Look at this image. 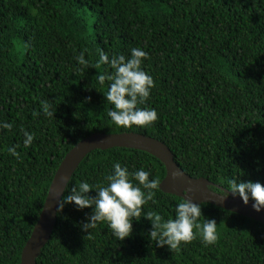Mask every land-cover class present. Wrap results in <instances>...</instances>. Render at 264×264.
<instances>
[{"label":"trees","instance_id":"16d2710c","mask_svg":"<svg viewBox=\"0 0 264 264\" xmlns=\"http://www.w3.org/2000/svg\"><path fill=\"white\" fill-rule=\"evenodd\" d=\"M133 47L147 53L141 67L154 84L144 106L157 119L118 128L103 94L113 70L95 64L101 50L127 58ZM82 50L84 66L74 59ZM0 121L12 124L0 129V264L20 263L59 165L95 133L159 140L186 174L225 190L229 179L264 185V0H0ZM24 131L34 136L26 148ZM114 162L160 182L166 174L144 151L94 150L63 195L79 181L103 183ZM181 199L157 190L123 241L106 224L82 231L91 208L66 203L36 264H264V225L209 203L200 220L216 221L214 244L197 236L170 251L150 241L144 213L166 220Z\"/></svg>","mask_w":264,"mask_h":264},{"label":"clouds","instance_id":"9594fccd","mask_svg":"<svg viewBox=\"0 0 264 264\" xmlns=\"http://www.w3.org/2000/svg\"><path fill=\"white\" fill-rule=\"evenodd\" d=\"M98 56L96 68L101 64H107L113 70L107 76L109 83L107 91L103 93L107 104L111 105L107 110L111 122L118 128L150 126L156 121L157 113L154 108L144 106L154 84L152 77L141 67L147 53L142 48L133 47L127 58L123 54L109 58L102 50ZM74 59L80 66L89 63L83 50L75 55ZM95 78L103 85L106 76L97 74ZM42 111L45 116L54 114L46 102H42ZM11 128V123L0 121V129ZM23 136L22 144L26 148L31 145L34 136L28 131H24ZM17 147L19 145L9 147L8 153L18 157ZM159 189V178H150V170L145 171L141 167L130 172L127 167L114 162L112 171L104 177L103 183L90 184L87 181H79L74 184L70 191L63 195L57 211H61L66 203L74 204L77 210L91 208V213L80 225L81 230L89 234L98 224H106L112 236L123 241L131 235L133 220L142 217V206L152 200ZM226 189L221 197L238 196L245 205L251 200L254 211L264 210V185L261 183L229 179ZM90 190L95 191L94 196L89 195ZM184 191L187 193L188 189ZM201 216V205L185 197L175 205L174 216L166 220L152 212H145L143 215L151 222V229L147 233L150 241L159 247L167 246L170 251L177 250L182 243H188L197 236L205 247L216 242V221L214 219L201 221Z\"/></svg>","mask_w":264,"mask_h":264},{"label":"water","instance_id":"95a60500","mask_svg":"<svg viewBox=\"0 0 264 264\" xmlns=\"http://www.w3.org/2000/svg\"><path fill=\"white\" fill-rule=\"evenodd\" d=\"M128 148L144 151L164 165L166 174L160 182V190L194 203H209L223 210L258 221L264 225V210L256 212L251 201L245 205L241 199L229 195L223 198L225 189L206 178H194L186 174L174 161L170 149L161 141L138 133L102 134L95 133L81 140L64 157L50 184L39 219L30 238L22 250L19 264H36V260L48 243L56 224L57 209L63 193L81 161L94 150ZM215 187L220 192L212 191ZM188 189L186 193L184 190ZM186 195V196H185Z\"/></svg>","mask_w":264,"mask_h":264}]
</instances>
